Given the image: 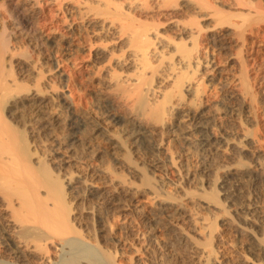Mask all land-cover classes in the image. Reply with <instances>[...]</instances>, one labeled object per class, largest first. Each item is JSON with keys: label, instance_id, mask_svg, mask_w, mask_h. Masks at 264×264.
Segmentation results:
<instances>
[{"label": "bare ground", "instance_id": "obj_1", "mask_svg": "<svg viewBox=\"0 0 264 264\" xmlns=\"http://www.w3.org/2000/svg\"><path fill=\"white\" fill-rule=\"evenodd\" d=\"M260 37L264 0H0V264H264Z\"/></svg>", "mask_w": 264, "mask_h": 264}, {"label": "rangeland", "instance_id": "obj_2", "mask_svg": "<svg viewBox=\"0 0 264 264\" xmlns=\"http://www.w3.org/2000/svg\"><path fill=\"white\" fill-rule=\"evenodd\" d=\"M45 9L47 10L46 11V14L48 15V9H50L48 6H46L45 7ZM55 8H53L52 9V12L55 14L56 13V11L54 10ZM45 17V15L44 14H42V16H40L39 17V19L41 18V19H43V18ZM59 17H60V19H59ZM59 17H57V19H58V21H56V22H58V27L60 28V29H58V31L60 32V34H62V33H64V27H63V17L61 16V15H59ZM40 19V20H41ZM62 19V20H61ZM61 20V21H60ZM60 22V23H59ZM41 23V22H40ZM62 24V25H61ZM59 25H61V26H59ZM51 25H49V29H51L52 31H55L56 33H58L59 34V32L57 31V29L55 28V27H50ZM53 29H55V30H53ZM44 30V29H43ZM45 32V33H44ZM43 33L44 34H46L48 31L47 30H45ZM263 39V40H262ZM257 40H260V41H257ZM254 41H256V49L259 51L258 52V57H259V61H261L260 63L261 64H263V69H264V42H262V41H264V38L263 37H260V39H255ZM47 45V48H49V50H50V44L49 43H47L46 44ZM49 45V46H48ZM50 53V63H51V65L53 66V67H55L56 66V64H55V60L53 61V59L55 58V59H57V58H59L58 60H60L62 57H63V54H54V55H51V52H49ZM53 54V53H52ZM55 55H57V56H55ZM54 58H53V57ZM59 56V57H58ZM78 59V58H77ZM81 59V60H80ZM52 60V61H51ZM86 60V59H85ZM84 60V61H85ZM76 61H80L78 64L79 65H77L76 67H69V68H64V71L66 72H64V75L62 76V80L60 79V81L61 82H59V84H61V83H63L62 84V86L64 85H66L67 84V82H69V81H71L70 79H72V78H69V75H73V77L75 78L74 80H73V84H74V82L75 81H77V82H75V84L74 85H76L75 86V89H78V92H77V90H76V92H75V96H77V99H78V97H80L81 98V96L83 97V99H84V101H86V103L87 102H89V101H92V98H91V95H88L89 94V89H88V87H87V85H86V83H85V81H84V79L82 78V76H83V71L81 70V67H79V66H82L83 65V63H82V61H83V56H79V59L78 60H76ZM73 69V70H72ZM81 71H82V73H81ZM264 71V70H263ZM68 73V74H67ZM82 74V75H81ZM69 78V79H68ZM67 79H68V81H67ZM67 81V82H66ZM77 83V84H76ZM78 85V86H77ZM82 91V93H81V91ZM65 91H66V94H68L69 96H70V94H69V92L70 91H68L69 90V88L68 87H66L65 89H64ZM80 92V93H79ZM67 95V96H68ZM86 95V96H85ZM68 96V97H69ZM70 98V97H69ZM76 98V97H75ZM77 99H74V101L76 100L77 101ZM74 101H71V102H73L72 103V105H74V103H76L75 105H76V108L79 106V105H77L78 103V101L77 102H74ZM81 105V104H80ZM75 106H73V108H74Z\"/></svg>", "mask_w": 264, "mask_h": 264}]
</instances>
